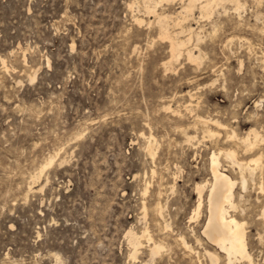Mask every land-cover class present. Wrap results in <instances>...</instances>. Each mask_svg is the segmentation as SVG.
Wrapping results in <instances>:
<instances>
[{
  "label": "rangeland",
  "instance_id": "obj_1",
  "mask_svg": "<svg viewBox=\"0 0 264 264\" xmlns=\"http://www.w3.org/2000/svg\"><path fill=\"white\" fill-rule=\"evenodd\" d=\"M159 1L0 0V264H212L207 250L226 263L203 234L208 190L191 217L214 152L264 154L229 138L264 137V0L223 1L210 16L198 1L181 24L189 0ZM158 13L172 37L191 38L178 60ZM198 117L230 129L208 136ZM220 158L264 264V156L246 190ZM145 229L164 246L155 257L127 235Z\"/></svg>",
  "mask_w": 264,
  "mask_h": 264
},
{
  "label": "bare ground",
  "instance_id": "obj_2",
  "mask_svg": "<svg viewBox=\"0 0 264 264\" xmlns=\"http://www.w3.org/2000/svg\"><path fill=\"white\" fill-rule=\"evenodd\" d=\"M166 1L168 2L170 0H166ZM198 1L201 3L200 6L202 10L200 11L203 12V16L205 15L210 16L213 11L214 4L219 5L221 2L227 1V0H189V2L187 3V6H185L182 9V11H179L180 13L179 17H177L178 19L176 20L179 24L189 20V18L193 15L194 9H196L195 6L198 5L196 4V2ZM234 1L237 4V8L240 9L241 2H239L238 0H234ZM160 2L161 0L159 1V4ZM149 5L146 4V7H145L146 10L152 15H154L153 13H157L156 9H153ZM157 15H158L160 26H161V31L164 32L162 34L165 37L164 36L163 37L170 39L171 41L172 59L178 60L182 55V48L186 46L187 42L191 41V38H189L188 41H181L178 39V37L176 38L172 37L168 33V26H167V22L170 18V15L167 16V15H164V13L163 14L158 13ZM190 31H192L191 28H190ZM187 55L190 60L198 59V57H196L192 51H188ZM196 120L206 128V129L204 128L205 129L204 133L208 136L216 135L213 127L221 131L222 130L228 131V129H230L228 128V125L223 124L218 120H213V119L208 120V119H203L201 117L196 118ZM229 138L230 140L237 139L238 142H240L244 146L247 153L253 151L260 143L264 144V137L257 130H250L242 138H238L236 133L232 131ZM147 139H149V143H150L149 152H151L152 155L154 156L155 153L152 148H153V143L155 142V140L153 136H150ZM191 140H192V137L188 136V141H191ZM221 156H224L226 160L231 161L230 163H232V165L240 169L242 188L246 190L248 182H249L248 176L251 179L253 178V176L255 175V171L262 165L264 154L262 153L259 156L251 158L247 161H243V160L238 159L237 151L233 149L220 151L219 154L214 152L211 158L212 160V163H211L212 180L210 182H207L206 184L197 185V193L199 194L198 196L199 201H198V206L194 211V215L191 217V220H193L194 218H199L200 211L205 204L204 203L206 199L204 198L205 191L208 190V194H207L208 221H207V224H205L206 226L203 232L204 236L212 244H214L218 249H220L221 252L224 253L225 258H226V263L224 264H242L243 262H247L248 264H257L249 249L247 223L240 220L236 216V211L239 208V203L237 202V196H236V190H235L237 182L230 175L222 171L221 169L222 163H221V158H220ZM54 162H55V157L52 156V158L49 159V162L42 168V170H40L41 171L40 175L43 174L44 170H46L48 166L53 165ZM40 175H38V177ZM37 179L39 180V178ZM261 189L263 190V188ZM163 212H164V207L161 204H159L158 213L162 217H163ZM263 216H264V211H263ZM166 228H168V225L166 226ZM127 235H129L130 237L129 240H131L130 242L135 246L134 249H136V251L141 246V238L143 237H146L148 238L150 242H153L152 250H151L152 256L155 257L164 248L162 244H159L158 242L154 241L148 229H145L141 236L134 233L132 230H130ZM198 241H201V240H198ZM182 242L184 246L190 250V252L193 251L192 247L189 245V243L186 241L184 237H182ZM206 256L209 258L212 264H220L221 256L218 252H215V251L212 252V251L207 250ZM134 258H136V256H134ZM200 264H202V262H200Z\"/></svg>",
  "mask_w": 264,
  "mask_h": 264
}]
</instances>
